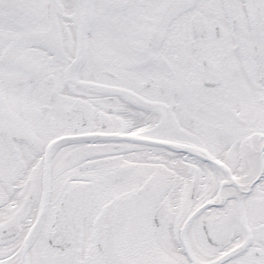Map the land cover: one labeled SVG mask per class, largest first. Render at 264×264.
<instances>
[{"label": "snow or ice", "instance_id": "snow-or-ice-1", "mask_svg": "<svg viewBox=\"0 0 264 264\" xmlns=\"http://www.w3.org/2000/svg\"><path fill=\"white\" fill-rule=\"evenodd\" d=\"M0 264H264V0H0Z\"/></svg>", "mask_w": 264, "mask_h": 264}]
</instances>
